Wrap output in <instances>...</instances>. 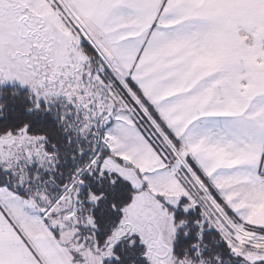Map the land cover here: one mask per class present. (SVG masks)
<instances>
[{"label":"snow or ice","instance_id":"obj_1","mask_svg":"<svg viewBox=\"0 0 264 264\" xmlns=\"http://www.w3.org/2000/svg\"><path fill=\"white\" fill-rule=\"evenodd\" d=\"M0 264H264V0H0Z\"/></svg>","mask_w":264,"mask_h":264}]
</instances>
